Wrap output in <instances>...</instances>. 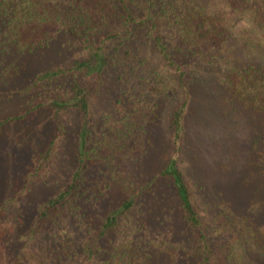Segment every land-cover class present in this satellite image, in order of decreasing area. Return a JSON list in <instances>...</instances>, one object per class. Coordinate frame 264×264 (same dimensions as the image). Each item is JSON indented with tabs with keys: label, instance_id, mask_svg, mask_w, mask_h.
I'll list each match as a JSON object with an SVG mask.
<instances>
[{
	"label": "trees",
	"instance_id": "16d2710c",
	"mask_svg": "<svg viewBox=\"0 0 264 264\" xmlns=\"http://www.w3.org/2000/svg\"><path fill=\"white\" fill-rule=\"evenodd\" d=\"M215 1L217 8L205 0H0V86L6 89L0 102L35 96L21 113L0 118V130L42 113L47 116L35 131L50 129L25 165L27 182L46 176L66 133L64 116L74 112L79 125L74 164L61 186L32 215L0 206V264H264V224L224 202L215 235L225 237L213 243L181 170L196 65L222 61L218 79L227 104L264 115V0ZM139 34L162 69L151 75L142 100L120 95L113 118L96 123L91 101L110 70L122 81L123 66L136 59L128 44ZM59 35L79 42L86 56L37 72L18 87L20 71L10 60L46 49ZM229 49L242 59L222 57ZM164 100L180 102L169 119V154L152 177L134 181L128 162L147 154L142 135L160 119ZM159 189L177 207L176 228L152 225L149 199ZM12 237L23 247H12ZM42 237L49 241L38 244Z\"/></svg>",
	"mask_w": 264,
	"mask_h": 264
},
{
	"label": "rangeland",
	"instance_id": "374dc122",
	"mask_svg": "<svg viewBox=\"0 0 264 264\" xmlns=\"http://www.w3.org/2000/svg\"><path fill=\"white\" fill-rule=\"evenodd\" d=\"M205 2L210 8L218 7L215 0ZM128 47L136 59L133 64L123 66V70L120 68L123 71L122 81H119L115 70H110L100 94L91 101L92 119L96 123L103 124L109 115L113 118L114 102L120 95L127 94L123 97L125 101L131 97L133 100H142L143 96L139 94H147L151 75L162 69L155 49L143 35L139 34ZM240 53L237 49H229L223 52L222 57L237 55L242 59ZM85 56L79 42L59 35L46 49L30 56L14 57L9 63L19 69L17 83L21 87L37 72L64 67L70 61ZM222 63L212 59L193 68L192 101L186 117V139L181 163V170L193 190L199 216L213 243L225 237L222 234L215 235V218L218 207L224 202L241 214L255 216L259 223L264 224V115L227 104L218 79ZM11 89L14 87H9ZM0 92L6 93V89L0 86ZM34 99L35 96L19 98L15 95L4 99L0 102V118L21 113ZM158 105L160 119L142 135L147 154L128 162L129 177L134 181L152 177L164 166L169 154V119L180 102L164 100ZM46 116V113H42L29 124L0 130V206L6 207L7 204L11 215H32L35 204L55 192L68 178L73 167L79 125L77 115L71 112L64 116L66 133L46 176L29 182L25 180V165L29 157L41 150L50 136L47 125H42L41 131H35ZM162 194L163 190L159 189L154 195L155 201L149 199L152 225L157 227L163 223L157 229L176 228L177 207L170 195L162 197ZM27 219L29 216L23 219L24 223H28ZM12 238V247H23L16 237ZM45 241H49V238L37 239L41 245Z\"/></svg>",
	"mask_w": 264,
	"mask_h": 264
}]
</instances>
